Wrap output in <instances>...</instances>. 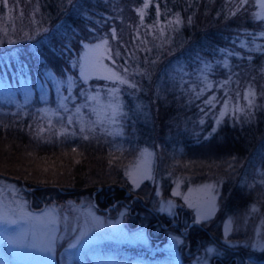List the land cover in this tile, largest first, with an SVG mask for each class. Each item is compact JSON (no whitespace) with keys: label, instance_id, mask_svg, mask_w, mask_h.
<instances>
[{"label":"rangeland","instance_id":"1","mask_svg":"<svg viewBox=\"0 0 264 264\" xmlns=\"http://www.w3.org/2000/svg\"><path fill=\"white\" fill-rule=\"evenodd\" d=\"M119 1L132 4L137 16L141 9L148 10L151 2ZM15 3L14 21L5 25L0 22V100L22 105L38 99V93L40 101L53 103L55 108H43L45 118L55 126L66 125L69 130L65 139L70 149L51 152L48 146L53 141L46 137L40 143L35 141L41 151L28 146L15 156L26 164L20 165L19 171L1 167L0 163V173L13 178L0 177V264H227L229 259L236 264H257L252 261L256 252L264 254V165L260 161L264 156L254 155L257 164L253 171L243 169L249 162L246 158L239 167L221 173L213 151L195 148L209 158L180 157L177 143H170L165 136L164 144V131L154 121L159 123L156 116L162 115L161 109L181 102L188 112L194 111L195 125V117L204 121L211 114L214 121L210 122L219 125L229 121L236 126L248 123L252 145L259 140L257 125L250 122L252 109L239 123L247 102L242 84L228 70L238 73L235 69L245 67L246 71L247 67L256 82H264V0H211L203 10L188 5L197 16L186 12L178 19L189 30L185 41L173 31L167 39H161L157 29L145 28L136 23L138 18L132 21L127 15L121 21L127 26L125 34L108 31L81 42L69 61L72 74L62 78L46 69L54 64L56 71L65 75L68 64H63V58L57 59L61 49L56 37L50 31L42 34L49 30H44L45 23L38 22L33 28L21 17L20 7L28 3L36 12L35 0ZM167 13V8L159 6L152 19ZM156 34L159 50L148 53L150 60L145 51H139L140 40ZM233 35L253 50L251 58L233 55L228 68L223 62H217L215 68L191 63L192 53L204 51L216 61L221 57L219 51L203 44L219 41L230 45ZM116 42L120 50L110 46ZM125 42H133L136 48H128L116 61L112 52H122ZM23 43L28 48L18 46ZM52 46L55 51H51ZM133 57L135 65L129 69L127 61ZM138 58L143 60V67L151 62L164 66L173 76L185 77L188 68V76L200 77L197 85L201 87L169 90L170 99L164 95L160 100L152 98L150 88L156 79L151 77L144 87L141 85L134 73ZM47 59H55V63L48 64ZM113 73L125 83L115 79ZM227 86L239 90L237 97L219 92ZM48 90L54 91L52 97ZM128 96L132 100L128 111H121ZM136 104L144 107L142 122L147 127L141 135L147 138L140 144L127 142L118 152L111 150L100 133H109L110 125L118 124L121 132L135 130L136 136L138 120L132 113ZM180 124L181 119L175 131ZM113 131L114 135H108L118 138L115 128ZM209 131L206 128L200 135L206 138ZM10 143L0 139V151L12 157ZM214 170L220 176L208 181ZM249 178L261 185L253 189ZM100 186L103 189L93 198ZM119 189L126 196L124 202L113 204V200L111 207L100 205L98 199L103 201ZM173 220L179 222L178 228L171 224ZM151 237H162L165 243L153 246ZM187 240H193L190 255L185 254L187 247L182 249ZM141 249L155 252V257L145 258Z\"/></svg>","mask_w":264,"mask_h":264},{"label":"trees","instance_id":"2","mask_svg":"<svg viewBox=\"0 0 264 264\" xmlns=\"http://www.w3.org/2000/svg\"><path fill=\"white\" fill-rule=\"evenodd\" d=\"M137 2H139V0H135V3ZM210 3L211 0H193V4H191L189 0H151L148 10H143L145 12L144 16H137L135 15L132 4L124 5L121 4L119 0H35V9L37 13L29 3L26 6H21L20 11L21 17L27 19L28 26L33 25V28H35L34 24L38 22L45 23L46 26L44 27V30L48 28L49 30L43 31L42 34L50 31V35L52 37H56V41L60 45L61 49L57 59L60 60L63 58V64H68L64 68L65 75L61 76V74L56 71V68L53 64L55 63V59H47L45 61L48 64H53L51 66H47L46 69L52 70L56 77L62 78L72 74L69 61L76 53L77 49L81 47V42L86 41L87 39H96L99 35L102 36L108 31H114L118 34V36L120 34H125L127 26H124L121 22L123 17H127L128 15L129 19L132 21L133 17L138 18L136 23L142 25L145 28L157 29L161 39H167V36H169L170 32L173 31L176 35H178L179 40L185 41L186 38H189L187 36L189 30L187 27L183 26L184 24L178 19L183 13L186 12L197 16L195 9L193 7H187L188 5H194L197 9L200 8L203 10V5H210ZM159 6H164L167 8L168 13L161 17H155L152 19L155 9ZM15 9V0H0V22L3 25L14 21V18H16L14 13ZM111 12L115 15V18H112L113 15ZM248 23H250V21H248ZM51 26L53 28H51ZM246 28L250 30L249 33L252 32L251 27ZM243 30L244 29H241L240 31ZM253 32H255V35H257V31L254 29V27ZM196 36L206 37L202 34H196ZM233 36L234 38L231 39L230 45H226L224 42L219 41L215 43L210 41L207 44H203L206 47L212 48L214 51H219L221 57L219 56L216 61L210 60L208 54L204 51L203 54L201 52L192 53L193 59L191 60V63H193V65L200 66L201 68H215L217 62H223L228 68L229 62L233 55L234 57L245 56V58H251V53L253 50L248 48V46L245 44L238 42L237 38L239 37L237 35ZM156 39L157 34L151 39L147 38L146 40H140L139 48H141V50L139 51H145V54H147V57L150 60H152V57L148 53H155L157 50H159V44ZM125 44L126 45H123L122 52H112L116 61H118L122 53L126 54L128 48L131 47L132 50L136 48L133 42H125ZM18 46L25 49L28 48L26 43L19 44ZM110 46L115 50H120L118 47V42L112 43ZM51 48V51H55L54 46ZM136 50L138 51V49ZM229 54H231V57ZM43 60L45 59L43 58ZM135 60L136 57L129 58L127 61L129 69L134 67L135 64L133 61ZM142 62L143 60L138 58L139 67L137 72L134 73L136 74L138 80H141V85L143 87L145 86L146 82L150 81L151 77L156 79L150 88V96L152 98L160 100L161 96L164 95L166 98L170 99L172 95L170 92H168L169 90L185 87L188 89H193L195 86V88L198 89L201 87L200 85H197L198 79L200 77L192 76V74L188 76V68L184 72L185 78L173 76L164 66H155L151 62H149L146 67H143ZM46 69H44V71H48ZM243 69H245V67L235 69L236 71H239L238 73L231 69V72L228 70V73H232L235 79H238L242 84V88L244 90L243 98L247 102V105H245L244 110L242 111L239 123L244 120L243 116L252 109V111L249 112V114H251L250 122L256 123V130L258 131L257 136L259 140H255L252 145V141L250 140L251 131L249 129L251 126L249 125L248 127V123H246L244 126H236L235 123L229 121L219 125L217 122H210L211 120L214 121L211 114H208L204 121L203 119H199L198 121V118L195 117L197 123L195 125L193 122L194 117H192L194 111L188 112L185 104L178 100L180 103L174 102L170 108L161 109L163 112L162 115L157 114L156 116V118L159 119V123L154 121V123L160 127L162 131H164L163 142L166 136L168 137V140H171L170 143H177V152L179 153L180 157H188L193 159L200 156L202 158H209L205 155H202L203 153H197L195 148L213 151L214 154L211 153V155L216 157V168L221 173L226 172L229 169L233 170L235 167H239L246 158L249 160V162L244 166L243 169L253 171L254 166L257 164V159L254 155L257 154L260 157L264 156V152H262L264 151V82H260V80L256 82L253 79V76L250 74L251 70L247 69V67L246 71ZM124 70H126V68H124ZM132 84L134 83L131 82L130 85ZM219 92L222 94L229 92L230 96L237 97L239 90L233 86H227L219 89ZM257 93L259 96H257ZM49 94L50 97H52L54 95V91L50 90ZM35 96H37L38 99L33 98V101L26 102L22 105L8 104L0 100V139L11 141L10 145H2L4 147L5 145H8L9 149H12V157H9V155L6 156L4 154L5 151H0L1 167L9 169L12 167L13 170L19 171L20 165L23 166L26 164L18 162L15 156H18L17 154H19L22 148L28 149V146L36 147V150L41 151L39 145L36 144L35 141L40 143L42 140H46V137L53 141L50 142L53 144L48 146L51 152L59 149H63L65 151L70 149L68 147L70 146L69 142L65 139H68L67 131L69 130L66 128V125L63 124L55 126L54 121H49L45 118L43 108L52 107L53 103L40 101L38 93H36ZM256 96L257 98H255ZM128 98H130V96L125 98L123 101L124 104H121V111L127 109V107L131 104L132 100L130 99V102ZM162 105L163 101H160V106ZM41 108L42 112L40 110ZM52 108H55V106ZM132 113H134V118L138 120V134H136V136L135 130L127 133L121 132V128L117 127L118 124L113 126L110 125L109 131L111 135H114L115 133L113 128H115L118 138L116 136V138L109 136V133H107L108 131L105 133H100L101 136L99 137L104 138L105 143L109 144L108 146H110L111 150L113 148L118 152L120 147L122 145H126L127 142H130V144L131 142L140 144L145 141V138H147L145 136L142 137L141 135L142 129L147 127V124H143L142 122L144 107L141 104H136L134 110H132ZM179 119H181V124L175 131L174 129ZM127 121V124H129L130 121ZM214 124L215 128H213ZM206 128H209L210 131L205 138V136L200 135V133ZM133 136H135V138H133ZM105 148H107V146ZM174 152L177 154L175 150ZM7 160L11 161L8 162ZM260 161L264 165V158H262ZM219 176H217V172L214 170L208 175L207 180L213 181ZM0 177L5 179H13L4 173H0ZM252 181L253 179L249 178L248 184L252 185ZM254 182L253 189H257L261 184L255 181V178ZM105 189L106 191H109L107 187H105ZM255 193V196L258 197L259 193L256 191ZM262 194L263 193H261V195ZM113 195L114 197L109 198L107 202L111 203L114 199H121L124 196V192L119 189L118 191L114 192ZM99 202L100 204L101 202L103 203L102 200H99ZM243 203L244 200H242L240 205ZM147 225H149V222ZM150 240H152V238H150ZM141 251L143 254L142 256L144 257H155V252L144 249H141ZM184 261L187 262L186 259H184ZM261 261H264V254L256 253L254 262L260 264Z\"/></svg>","mask_w":264,"mask_h":264},{"label":"snow or ice","instance_id":"3","mask_svg":"<svg viewBox=\"0 0 264 264\" xmlns=\"http://www.w3.org/2000/svg\"><path fill=\"white\" fill-rule=\"evenodd\" d=\"M144 7L147 8V7H148V4L146 3V4L144 5ZM140 15L143 16V9L140 10ZM177 22H179V21H177ZM99 47H100V46L98 45L97 48H99ZM112 75H113V77H114L115 79L120 80L121 83H125V81L122 80V79H121L119 76H117L115 73H113ZM221 115H223V113H221Z\"/></svg>","mask_w":264,"mask_h":264},{"label":"flooded vegetation","instance_id":"4","mask_svg":"<svg viewBox=\"0 0 264 264\" xmlns=\"http://www.w3.org/2000/svg\"><path fill=\"white\" fill-rule=\"evenodd\" d=\"M173 224L176 225V227L178 228L179 222L175 221ZM191 244H193V240H191V241L189 240V244H188V247L186 248V250L191 248ZM233 264H236V263L233 262Z\"/></svg>","mask_w":264,"mask_h":264},{"label":"water","instance_id":"5","mask_svg":"<svg viewBox=\"0 0 264 264\" xmlns=\"http://www.w3.org/2000/svg\"><path fill=\"white\" fill-rule=\"evenodd\" d=\"M99 190H100V188H98V189L96 190V192L99 191Z\"/></svg>","mask_w":264,"mask_h":264},{"label":"bare ground","instance_id":"6","mask_svg":"<svg viewBox=\"0 0 264 264\" xmlns=\"http://www.w3.org/2000/svg\"><path fill=\"white\" fill-rule=\"evenodd\" d=\"M97 192H99V191H97Z\"/></svg>","mask_w":264,"mask_h":264}]
</instances>
